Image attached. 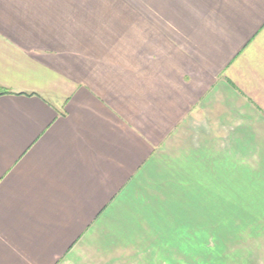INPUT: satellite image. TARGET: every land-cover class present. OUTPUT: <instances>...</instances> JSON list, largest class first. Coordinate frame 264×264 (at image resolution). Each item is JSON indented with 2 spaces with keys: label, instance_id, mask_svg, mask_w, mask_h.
<instances>
[{
  "label": "crops",
  "instance_id": "crops-1",
  "mask_svg": "<svg viewBox=\"0 0 264 264\" xmlns=\"http://www.w3.org/2000/svg\"><path fill=\"white\" fill-rule=\"evenodd\" d=\"M2 91L0 264H264V0H0Z\"/></svg>",
  "mask_w": 264,
  "mask_h": 264
},
{
  "label": "rangeland",
  "instance_id": "rangeland-1",
  "mask_svg": "<svg viewBox=\"0 0 264 264\" xmlns=\"http://www.w3.org/2000/svg\"><path fill=\"white\" fill-rule=\"evenodd\" d=\"M183 205V204H182ZM172 208H175V211L172 212V223L175 221L174 219H176L177 224H180L181 223V218H184V219H188V214H190L189 211H184L182 212V208L180 207H174L172 205ZM184 209V207H183ZM186 209V208H185ZM188 209V208H187ZM183 224V222H182ZM178 226V225H177ZM191 232V230L189 228H184L181 226H172V239H177V240H180L181 242H178V243H172V254H176V255H186L188 254L189 252L191 251H201V245L199 244H194L192 242H190L191 240V237L188 236V233ZM194 232V231H192ZM184 233V234H183ZM183 235H185V237H183ZM195 235V234H194ZM188 237V238H187ZM187 242H186V241ZM223 246V247H222ZM221 249L218 248V246L216 244H213V245H209V259H207L208 261H206L208 264H216V261H215V257L211 258V255H215L213 253H216L217 251L219 252V250H221V252H225L226 254L228 252L231 253L232 249H231V245H221ZM229 247V249H228ZM227 249V250H226ZM226 250V251H225ZM224 253V255H225ZM203 260V262H205ZM200 263V261H196V260H172V264H196V263ZM221 264H224V261H221Z\"/></svg>",
  "mask_w": 264,
  "mask_h": 264
},
{
  "label": "trees",
  "instance_id": "trees-1",
  "mask_svg": "<svg viewBox=\"0 0 264 264\" xmlns=\"http://www.w3.org/2000/svg\"><path fill=\"white\" fill-rule=\"evenodd\" d=\"M8 93H9L8 91H2V92H0V96L4 95V94H8Z\"/></svg>",
  "mask_w": 264,
  "mask_h": 264
}]
</instances>
